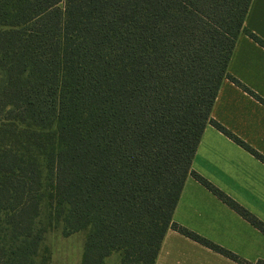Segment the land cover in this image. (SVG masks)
I'll return each mask as SVG.
<instances>
[{
  "label": "trees",
  "instance_id": "1",
  "mask_svg": "<svg viewBox=\"0 0 264 264\" xmlns=\"http://www.w3.org/2000/svg\"><path fill=\"white\" fill-rule=\"evenodd\" d=\"M251 0H0V264H36L49 230L81 264H155ZM248 34L264 45L254 33ZM262 100V99H261Z\"/></svg>",
  "mask_w": 264,
  "mask_h": 264
},
{
  "label": "crops",
  "instance_id": "2",
  "mask_svg": "<svg viewBox=\"0 0 264 264\" xmlns=\"http://www.w3.org/2000/svg\"><path fill=\"white\" fill-rule=\"evenodd\" d=\"M244 27L227 70L255 92L223 78L211 116L264 156V0H251ZM192 168L264 221V161L215 125L208 123ZM173 219L213 243L237 254L235 261L169 228L155 264H255L264 261V232L188 175Z\"/></svg>",
  "mask_w": 264,
  "mask_h": 264
},
{
  "label": "rangeland",
  "instance_id": "3",
  "mask_svg": "<svg viewBox=\"0 0 264 264\" xmlns=\"http://www.w3.org/2000/svg\"><path fill=\"white\" fill-rule=\"evenodd\" d=\"M83 247V232L64 236L59 227L49 230L36 264H81ZM120 261V253L115 252L105 260V264H120Z\"/></svg>",
  "mask_w": 264,
  "mask_h": 264
},
{
  "label": "built area",
  "instance_id": "4",
  "mask_svg": "<svg viewBox=\"0 0 264 264\" xmlns=\"http://www.w3.org/2000/svg\"><path fill=\"white\" fill-rule=\"evenodd\" d=\"M255 264H264V261L256 262Z\"/></svg>",
  "mask_w": 264,
  "mask_h": 264
}]
</instances>
